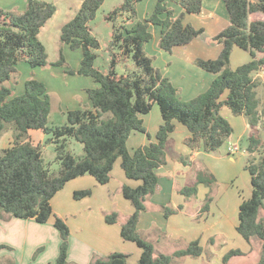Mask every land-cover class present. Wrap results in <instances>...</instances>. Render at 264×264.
<instances>
[{
  "label": "trees",
  "instance_id": "obj_1",
  "mask_svg": "<svg viewBox=\"0 0 264 264\" xmlns=\"http://www.w3.org/2000/svg\"><path fill=\"white\" fill-rule=\"evenodd\" d=\"M143 1L124 0L106 17L113 23L126 17L122 25H114L108 73L96 66L100 42L90 27L105 0H84L76 16L62 27V45L82 52L80 68L66 73L92 78L98 87L87 90L92 107L68 112L67 122L60 126L50 124L52 102L43 82L28 80L24 93L16 97L12 96L8 84L18 74L20 63L32 68L49 64L48 52L39 36L56 14V6L42 0H28L22 14L0 9V137L8 125L13 130V142L0 153V220L33 219L46 224L55 217L54 225L62 237L56 264H75L68 261L69 226L64 219L54 216L52 200L68 182L79 177L92 176L99 184H108L116 161L121 159L127 178L142 182L137 188L122 187L124 198L135 211L121 225V236L142 250L137 264H172L174 258H199L204 249L198 240L172 256L156 255L154 244L139 234L138 224L142 212L146 211L147 199L158 192L156 171L167 163L168 145L176 132V124L183 125L190 133L184 139L185 147L192 152L201 150L211 154L234 134L231 123L221 114L222 109L228 107L235 116H244L253 130L247 151H262L259 163L247 167L252 195L239 207L236 230L247 243L254 239L262 243L257 264H264V221L259 219L264 208V145L260 134L255 132H259V125L263 124L264 129V102L260 94L262 82L254 78L264 70V20H251L255 14H264V0H224L231 24L211 39L212 43L223 45L221 54L215 60L199 58L194 62L216 78L206 92L188 102L177 98L178 89L154 67L145 46L153 37L151 25L161 27L159 46L168 53L200 38L204 30L185 24L184 14L174 18L168 3L179 5L188 14H200L206 0H158L153 14L145 21H137L136 8ZM236 47L248 52L251 61L233 69L231 56ZM128 58H132L137 70L119 76L116 66ZM53 65H66L62 49L60 59ZM155 105L160 107L163 120L156 134L157 142L139 147L131 154L128 140L132 133H143L151 139L141 117L149 114ZM31 130H42L48 136L47 142L55 145V161L61 166L57 175L51 172V164H46L42 148L29 141ZM69 139L83 146V156L76 157L68 151ZM216 183L213 174L200 172L196 184L184 187L181 194L189 199L197 195L199 184L210 189ZM91 195V189L80 190L74 193V199L79 201ZM212 202L210 190L202 212H209ZM162 209L166 218L178 211L170 207ZM105 220L110 225L116 224L118 214H106ZM5 248L8 247L0 246V250ZM242 255L240 250H230L223 262L226 264L231 258ZM127 259L128 255L114 252L91 264H128Z\"/></svg>",
  "mask_w": 264,
  "mask_h": 264
},
{
  "label": "crops",
  "instance_id": "obj_2",
  "mask_svg": "<svg viewBox=\"0 0 264 264\" xmlns=\"http://www.w3.org/2000/svg\"><path fill=\"white\" fill-rule=\"evenodd\" d=\"M171 4L172 2H169L168 7ZM179 13L184 14L185 24H190L191 21L194 24L192 25L193 27L203 29L204 33L190 44L176 47L170 53L160 49L162 52L158 53V58L161 57L162 61L157 69L160 70L164 77L170 80L173 86L179 88L181 95L185 96L183 97L182 95V99L191 100L206 92L216 78V75L198 68L194 62L199 58L215 60L219 57L223 45L212 43L211 39L231 24L230 15L224 0L204 1L200 14H188L182 7L179 8ZM151 26L153 27H150V31L158 25ZM62 48L64 52L65 48L69 47L65 45V48ZM241 52L243 53L241 54ZM250 61L251 56L249 53L238 47L234 48L231 56V67L233 69H237ZM80 66L81 61L78 69ZM254 78L262 82V87L260 88L262 93L260 92V94L264 102V70L255 74ZM23 91H25V86ZM89 105L91 108L92 104L90 101ZM221 114L228 121L232 118L234 134L218 151L211 154H206L201 150L192 152L185 147L184 139L190 133L183 125L176 124V132L171 135L168 145L167 163L156 171L159 176L158 192L147 199L146 211L142 212L138 224L140 235L142 233L150 235V242L155 246L156 255H159L157 252L159 244L162 243L163 248L168 249L170 244L179 243L183 241L182 239L188 245L198 240L204 249V243L213 236H224L232 233L239 225V211L237 213V209L233 210L232 206H228L230 201L224 195L225 193L214 198L209 212H202L201 210L209 192V188L205 185H198V192L195 197L186 199L181 194V190L184 187L196 184L197 176L200 172L213 174L216 179L218 178L216 184L220 186L219 171L223 172L246 159L245 142L249 140L251 131H253L248 125V120L244 116H235L228 107H224ZM147 115L142 116L145 127L144 117ZM162 123L161 116L160 123L153 124L152 122V124H148L154 130L152 132L148 131L152 135L151 139L146 138V134L143 133H132L128 140L129 152L133 154L137 148L149 145L151 142H157L156 134ZM50 124L57 126L56 121L53 123L50 121ZM5 136L6 148H8L13 142V130L10 129L0 137V144L3 143L2 140ZM29 141L34 146H40L36 143L34 144V142L43 141L42 143L47 144L48 136L42 130H31L29 132ZM51 146L55 149L54 144H51ZM82 147L79 148L78 155L71 153L76 157L83 156L84 150ZM68 151L71 150L68 149ZM141 184V181L127 178L122 168V160L118 159L108 184L101 185L92 176H83L71 180L62 191L56 194L52 200L54 216L65 219L69 227L73 222L76 228H80L79 232L77 229L75 233L70 230V248L68 253V261L70 263L90 264L95 259L106 257L114 252L128 255V264L138 263L142 250L135 243L124 241L121 236V225L135 211L130 201L124 198L122 187L127 185L131 188H137ZM86 189L92 190L91 196L76 202L70 200V198L74 197L76 191ZM163 207L182 208L178 209L169 218H166ZM226 208L229 209L228 213ZM113 212L118 214L119 220L118 223L110 225L106 222L105 216ZM54 222L55 217H52L46 224H40L33 219L11 218L7 221L0 220V246L8 247L0 250V264L3 261H6L7 264H56L60 255L62 237ZM41 248H43V251L37 258L32 259L34 253ZM163 248L160 249L163 250L160 254H165Z\"/></svg>",
  "mask_w": 264,
  "mask_h": 264
},
{
  "label": "rangeland",
  "instance_id": "obj_3",
  "mask_svg": "<svg viewBox=\"0 0 264 264\" xmlns=\"http://www.w3.org/2000/svg\"><path fill=\"white\" fill-rule=\"evenodd\" d=\"M42 1L51 3L55 5L57 8L56 14L53 16L52 19H50L46 23L45 27L42 29L39 36L40 40L45 45L46 50L48 52L49 64L46 67L32 68L26 63H20L17 67L18 74L8 84L9 87L12 89L13 92L12 96L16 97L24 93L23 89L25 83L28 80L33 78L43 82L49 90V94L52 102V114L50 116V121L52 123L56 121V125L60 126L67 122L68 112L77 109L85 110L90 108L89 99L87 96V90L94 89L98 87V85L91 78L66 73V71L68 70L78 69L82 58V52L79 50L73 51L70 48H65V45H62L60 40L62 27L76 16L84 0H42ZM123 1L124 0H105L104 4L98 11L96 18L90 23L92 34L100 42V49L97 51L98 59L96 62V66L101 71L106 73L110 71V67H111L112 57L109 47L112 41L114 25L120 26L122 25L121 24L122 19H126V17L120 18L117 22L113 23L107 21L106 17L116 7L120 6L123 3ZM157 2L158 0H144L143 2L139 3L136 8L137 21H145L146 19H148L153 14ZM27 6H28V0H0V9L15 14L24 13V11L27 9ZM179 8H180L179 5L172 2L170 9L174 12V16H173L174 18H178L182 16V13H179ZM251 20H264V14H255L251 16ZM190 24L194 25L191 21ZM128 27L130 28L132 27V25H128ZM151 32L153 34V39L150 43L146 44L145 52L150 58H152L153 65L155 68H157L159 67L162 61L161 57L158 58L159 57L158 53L162 52L160 51V46H159L161 27L160 26L154 27V29L152 28ZM62 47L65 48L64 52ZM61 49L66 61V65L55 66L53 64L60 59ZM242 53L243 52H241V54ZM239 56L238 59L240 61ZM136 70L137 68L132 58H128L126 61H121L116 66V72L119 76L127 75ZM176 88L179 91L177 98L181 101L188 102L189 100H185L184 98L182 99L181 96L183 94L181 95L179 88L178 87ZM260 92L262 93V90ZM183 97L185 96L183 95ZM159 108L160 107L158 105H155L151 113L146 117H144L145 124L149 132L154 131L153 128L150 125H148L149 123L152 124L153 122V124H156V123H160L161 121V114ZM234 118L237 119L238 117H234ZM229 121L233 126L232 118H230ZM10 129H11V125H8L6 131L3 134H6ZM258 131L259 132L257 131L255 132L258 133L257 134L258 136L260 134L261 136L260 138L263 141V145H264L263 124L259 125ZM252 133L253 131H251L250 135H252ZM146 138H148L147 135ZM35 140L37 139L35 138ZM2 141L3 143L0 144V153L4 147L6 149L7 146L6 136L3 138ZM42 142L43 141H40L38 143L34 142V144L36 143L42 147V152H44L43 155L46 164H51L49 165L51 172L57 175L61 169V166L54 159L56 155L55 154L56 151L54 147L51 146L52 143L44 144ZM245 146H246V151H245L246 159L245 160L243 159L241 162H238L236 166H231L227 170H224L223 172L219 171L220 186L219 184L218 185L216 184V186L215 185L212 186L208 192L209 194L210 190H212L213 200L214 198H216L217 195L219 196L220 194L225 193L224 195L227 196L228 200L230 201L228 203V206L229 207L232 206L233 210L237 209V213L239 211V207L242 204L243 200L249 199L252 195L251 175L249 173V170L247 169L248 164H258L262 154V151L258 153H249L247 151L249 147V140L245 142ZM80 147H82V145L73 139L67 141V149L71 150L69 152L78 155ZM73 198L74 197L70 198V200L76 202L77 200ZM226 209L228 210L226 211L228 213L229 209L228 208ZM259 219L260 221H264V208L260 212ZM69 229L73 230L75 233L77 229L79 232L80 228H76V226L72 222V225H70ZM141 236L144 239L150 241L151 237L149 234L142 233ZM182 240L183 241L179 243L172 245L170 244L168 249L166 248L164 249L163 244L161 243L159 244V246H157L158 248L157 252L160 254L161 251H163L160 249L163 248L166 255L172 256L176 251L185 249L188 246V243L185 242L184 239ZM69 248H70V237H69ZM204 249H205L204 256H201L199 258H192V257L174 258L172 264H225L223 262V258L230 250H240L242 251L243 255L231 258L229 262L226 264H257L261 255L262 243L257 239H254L251 243H247L237 232V230H234L232 233H228L224 236L223 235L213 236L211 239H209L207 242L204 243ZM42 251L43 248L38 249L32 256V259L37 258ZM1 264H7V262L3 261Z\"/></svg>",
  "mask_w": 264,
  "mask_h": 264
}]
</instances>
